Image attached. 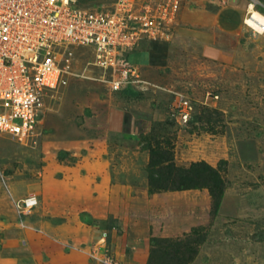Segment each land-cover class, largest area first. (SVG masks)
Returning <instances> with one entry per match:
<instances>
[{"label": "rangeland", "instance_id": "1", "mask_svg": "<svg viewBox=\"0 0 264 264\" xmlns=\"http://www.w3.org/2000/svg\"><path fill=\"white\" fill-rule=\"evenodd\" d=\"M114 1L77 4L107 10ZM240 1L245 19L252 1ZM213 3L181 0L168 65L144 76L149 86L113 91L89 65L90 50L68 47V82L47 91L34 135L0 133V264H104V255L120 264H264V34L244 19L231 33L205 27L200 14ZM180 94L195 106L187 126L170 115ZM112 111L146 120L147 131L112 129ZM155 152L182 168H217L228 186L220 206L207 188L152 189ZM10 193L38 200L23 222Z\"/></svg>", "mask_w": 264, "mask_h": 264}, {"label": "built area", "instance_id": "2", "mask_svg": "<svg viewBox=\"0 0 264 264\" xmlns=\"http://www.w3.org/2000/svg\"><path fill=\"white\" fill-rule=\"evenodd\" d=\"M251 1L248 12L252 7L262 13L259 3ZM180 9L181 0H115L107 10L82 8L77 0H0V133L21 141L34 135L47 91L68 82L69 65L62 63L70 61V45L92 52L89 65L113 91L152 85L129 55L144 39H167ZM194 107L188 96L180 94L170 115L187 126ZM10 195L23 222L38 200ZM101 260L120 264L109 255Z\"/></svg>", "mask_w": 264, "mask_h": 264}, {"label": "crops", "instance_id": "3", "mask_svg": "<svg viewBox=\"0 0 264 264\" xmlns=\"http://www.w3.org/2000/svg\"><path fill=\"white\" fill-rule=\"evenodd\" d=\"M216 2V1H215ZM215 6V7H214ZM217 2L208 9H204L199 20L205 27L219 33H231L243 25L244 12L246 6L240 0H233L232 4L217 7ZM172 43L170 40L144 39L140 45L129 55V60L138 66L144 76H153L157 71L166 68L168 65ZM220 52V50H218ZM207 52L213 57H217V40L213 46H208ZM109 125L112 129L124 130L127 133H141L147 131L148 122L144 119L131 120V115L125 111H112L109 113ZM132 125V126H131ZM131 128V129H130Z\"/></svg>", "mask_w": 264, "mask_h": 264}, {"label": "trees", "instance_id": "4", "mask_svg": "<svg viewBox=\"0 0 264 264\" xmlns=\"http://www.w3.org/2000/svg\"><path fill=\"white\" fill-rule=\"evenodd\" d=\"M259 10L264 9L259 5ZM166 156L153 153L149 163V185L154 190H189L207 188L218 200L220 206L228 188L219 170L205 161L191 163L189 168H182L174 164L170 152Z\"/></svg>", "mask_w": 264, "mask_h": 264}, {"label": "bare ground", "instance_id": "5", "mask_svg": "<svg viewBox=\"0 0 264 264\" xmlns=\"http://www.w3.org/2000/svg\"><path fill=\"white\" fill-rule=\"evenodd\" d=\"M248 13L249 14L246 16V19H245L247 24L254 27L255 30L258 33H260L261 29L264 28V15L252 7ZM251 14H252V16H251Z\"/></svg>", "mask_w": 264, "mask_h": 264}]
</instances>
